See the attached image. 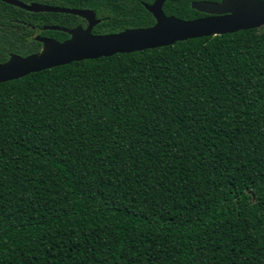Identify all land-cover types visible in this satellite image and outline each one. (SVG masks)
Returning <instances> with one entry per match:
<instances>
[{
  "label": "trees",
  "instance_id": "trees-1",
  "mask_svg": "<svg viewBox=\"0 0 264 264\" xmlns=\"http://www.w3.org/2000/svg\"><path fill=\"white\" fill-rule=\"evenodd\" d=\"M21 1L155 22L154 0ZM85 24L0 1V62ZM0 264H264V26L0 82Z\"/></svg>",
  "mask_w": 264,
  "mask_h": 264
},
{
  "label": "water",
  "instance_id": "water-1",
  "mask_svg": "<svg viewBox=\"0 0 264 264\" xmlns=\"http://www.w3.org/2000/svg\"><path fill=\"white\" fill-rule=\"evenodd\" d=\"M0 1L30 12L68 13L86 21L84 28L80 25L73 28L46 26L45 28L61 30L69 37L58 41L36 35L35 40L42 45L40 51L28 55L10 53L7 60L0 62V82L73 61L130 53L167 46L190 38L264 26V0L193 1L191 7L207 15L190 20L166 15L162 8L166 0H154L151 4L144 5L155 20L151 26L105 34L92 33L99 19L91 9L67 8L39 2L25 3L21 0Z\"/></svg>",
  "mask_w": 264,
  "mask_h": 264
},
{
  "label": "flooded vegetation",
  "instance_id": "flooded-vegetation-1",
  "mask_svg": "<svg viewBox=\"0 0 264 264\" xmlns=\"http://www.w3.org/2000/svg\"><path fill=\"white\" fill-rule=\"evenodd\" d=\"M198 1V0H197ZM208 1H210V0H208ZM214 2H216V1H214ZM219 2V1H218ZM30 3V2H29ZM197 11V10H196ZM199 12V11H198ZM200 13H202V12H200ZM203 15H201V16H199V17H203V16H206L207 14H205V13H202ZM199 17H196V18H199ZM181 19V18H180ZM194 19V18H193ZM183 20H190V19H183ZM86 22V21H85ZM99 22H100V20H99ZM81 26V25H80ZM85 26H86V24H85ZM85 26H81V27H85ZM93 33V32H92ZM93 34H95V33H93ZM45 37H47V36H45ZM67 39V38H66ZM42 46V45H41ZM41 46H40V49H41ZM40 49H39V51H40ZM38 51V52H39ZM37 53V52H36Z\"/></svg>",
  "mask_w": 264,
  "mask_h": 264
},
{
  "label": "rangeland",
  "instance_id": "rangeland-1",
  "mask_svg": "<svg viewBox=\"0 0 264 264\" xmlns=\"http://www.w3.org/2000/svg\"><path fill=\"white\" fill-rule=\"evenodd\" d=\"M263 27V26H262ZM261 28V27H260ZM25 50V49H24ZM36 53V52H35ZM22 55V54H21ZM25 55H28V54H25Z\"/></svg>",
  "mask_w": 264,
  "mask_h": 264
}]
</instances>
